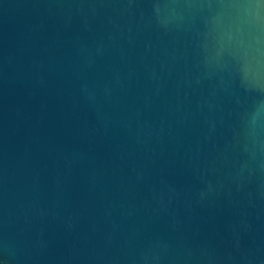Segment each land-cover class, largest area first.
<instances>
[{"label":"water","instance_id":"obj_1","mask_svg":"<svg viewBox=\"0 0 264 264\" xmlns=\"http://www.w3.org/2000/svg\"><path fill=\"white\" fill-rule=\"evenodd\" d=\"M0 264H264V0H0Z\"/></svg>","mask_w":264,"mask_h":264}]
</instances>
